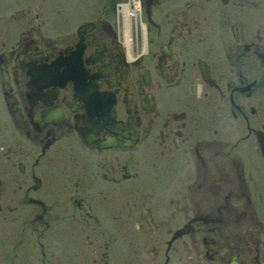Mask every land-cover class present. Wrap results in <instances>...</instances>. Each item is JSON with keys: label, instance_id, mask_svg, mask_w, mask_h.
<instances>
[{"label": "flooded vegetation", "instance_id": "flooded-vegetation-1", "mask_svg": "<svg viewBox=\"0 0 264 264\" xmlns=\"http://www.w3.org/2000/svg\"><path fill=\"white\" fill-rule=\"evenodd\" d=\"M0 264H264V0H0Z\"/></svg>", "mask_w": 264, "mask_h": 264}, {"label": "bare ground", "instance_id": "bare-ground-1", "mask_svg": "<svg viewBox=\"0 0 264 264\" xmlns=\"http://www.w3.org/2000/svg\"><path fill=\"white\" fill-rule=\"evenodd\" d=\"M130 2H131L130 6H127V5L125 6V12H127V11L129 12L127 18H129V16L131 14H133V17H134V16H137V14L139 13L138 6L140 3H136V2L134 3V1H130ZM130 18H132V17H130Z\"/></svg>", "mask_w": 264, "mask_h": 264}]
</instances>
